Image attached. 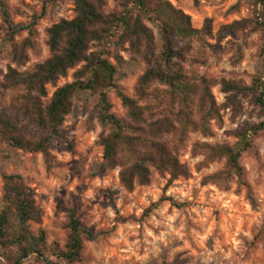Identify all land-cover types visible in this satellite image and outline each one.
Masks as SVG:
<instances>
[{"label": "rangeland", "instance_id": "374dc122", "mask_svg": "<svg viewBox=\"0 0 264 264\" xmlns=\"http://www.w3.org/2000/svg\"><path fill=\"white\" fill-rule=\"evenodd\" d=\"M128 0H106L105 13L111 14ZM131 1V0H130ZM190 18L195 30L204 21H213V37L178 41L179 48H189L182 67L192 81L206 79L219 106L225 104L219 82L240 80L250 86L261 76L260 56L262 36L259 33H228L219 39L222 26L253 19L255 8L248 0H168ZM8 14V22L0 9V86L5 84L9 69L18 73L31 72L50 57L46 31L62 20L74 19L71 0H0ZM237 6V7H235ZM155 36L157 51L162 39L157 26L146 22ZM24 49L27 61L21 66L16 50ZM101 47H96L100 49ZM122 57L123 63H111L117 68L116 84L126 96L136 99L138 81L145 70L144 63L131 61L128 54L109 49ZM19 65H18V64ZM78 69L58 82L61 88L73 82ZM55 88L48 87V99ZM23 89L0 87V116H11L28 137L38 136L23 121L19 111ZM112 113L125 116L114 91L108 92ZM98 97L78 94L73 109L62 127L63 137L73 145V151L50 149L44 154H29L0 145V204L2 178L21 176L35 194V203L43 211L37 233L47 234L51 251L63 249L73 211L84 227L94 235L84 244L79 264H264V132L253 140L252 148L243 153L239 165L244 171V186L235 180L209 182L224 170L225 161L208 163L196 145L234 147L236 136L246 127L264 122V112L253 93L239 100L235 116L233 107L221 111V129L211 126L213 136L204 138L190 133L180 147L178 159L185 164L191 177L167 187V179L153 172L147 187H137L131 193L119 183V172L101 173L103 148L100 141L110 129L98 119ZM195 112V108L193 109ZM41 134H39L40 136ZM171 200V201H166ZM0 264L6 262L0 258ZM23 264H44L33 256ZM52 264H65L53 261Z\"/></svg>", "mask_w": 264, "mask_h": 264}, {"label": "trees", "instance_id": "16d2710c", "mask_svg": "<svg viewBox=\"0 0 264 264\" xmlns=\"http://www.w3.org/2000/svg\"><path fill=\"white\" fill-rule=\"evenodd\" d=\"M71 1L74 19L62 20L46 31L49 59L28 73L9 69L5 84L0 86L25 91L19 111L23 121L38 136L28 137L16 120L3 114L0 116V145L29 154H44L50 149L72 152L73 145L63 137L61 129L72 112L74 98L83 93L97 95L98 119L110 129L100 141L103 148L101 173L118 171L120 186L131 193L137 187L149 186L153 172L168 180L167 187L178 180L190 179L188 167L178 159L179 149L190 133L210 138L213 124L221 129V111L227 105L233 107L236 116L239 100L255 93L256 102L264 112V0H248L255 8L253 19L222 26L218 31L220 40L228 33L250 32L261 34L263 41L261 76L250 86L240 80H221L220 92L225 99L222 106L217 104L209 81H192L186 75L182 64L189 48L178 47V41L212 38L211 19L204 21L201 30H195L190 18L168 0H128L111 14L105 13L106 0ZM193 4L197 7L199 0H193ZM0 9L8 22L2 3ZM148 21L159 30L160 52L152 30L146 25ZM28 43L14 53L21 60V66L27 61L24 49ZM98 46L101 48L96 50ZM111 47L128 54L131 61L139 59L145 65L136 99L126 96L116 84L118 72L111 59L117 64L123 60L109 50ZM76 69L72 83L56 88L60 80ZM48 87L56 90L45 104ZM109 91H114L120 100L125 111L123 118L112 113ZM263 132L264 122L244 128L236 136L238 142L234 147L196 145L194 151H202L208 163L225 161L224 170L205 178L203 183L233 179L244 186L240 158ZM2 182L0 258L6 264H23L31 256L44 264H52L54 260L81 263L84 244L92 242L94 235L75 213L70 212L65 226L68 235L64 248L51 251L46 232L31 230V226L39 225L43 218L33 190L18 175H6Z\"/></svg>", "mask_w": 264, "mask_h": 264}]
</instances>
